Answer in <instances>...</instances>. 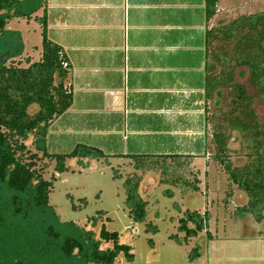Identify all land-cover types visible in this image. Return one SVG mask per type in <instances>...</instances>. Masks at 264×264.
<instances>
[{
    "label": "trees",
    "instance_id": "16d2710c",
    "mask_svg": "<svg viewBox=\"0 0 264 264\" xmlns=\"http://www.w3.org/2000/svg\"><path fill=\"white\" fill-rule=\"evenodd\" d=\"M221 0H205L207 22L217 13ZM42 13L38 15V11ZM34 19L40 24L42 42L38 59L25 56L22 33L8 29L13 19ZM205 127L209 130L213 159L225 170L228 180L245 196L235 207L238 218L249 216L264 221V120L256 104H264V10L239 15L206 30ZM64 62L67 67H64ZM69 63L62 47L47 34L46 0H0V264H115L122 256L134 259L131 245L121 234L109 230L98 210L87 218L92 227L73 220H61L50 204L55 172L67 170L66 160L76 158L108 159L98 147L77 144L68 152H49L46 139L51 122L72 104L73 94L66 79ZM248 74L252 91L238 75ZM224 97L222 105L210 102ZM241 134L243 163L234 164L229 141L233 131ZM30 145H29V144ZM34 147V148H32ZM133 170L123 182L125 203L135 223H146L147 201L139 187L147 171H159L161 183L186 192L199 191L198 171L190 170L195 155L189 153H129ZM47 161V162H46ZM54 161L50 178L44 173ZM186 171L192 176L187 177ZM121 176L115 170L113 177ZM163 193L174 197L173 190ZM86 198L73 204L86 206ZM174 206L179 208L177 203ZM109 220V217H106ZM183 241L188 243L208 231V213L186 209L178 219ZM102 221V222H101ZM147 231L158 227L147 224ZM178 243L182 239L171 235ZM152 243V240H150ZM111 246L104 247L103 244ZM200 256L195 245L189 252L190 263Z\"/></svg>",
    "mask_w": 264,
    "mask_h": 264
},
{
    "label": "crops",
    "instance_id": "0c3cea01",
    "mask_svg": "<svg viewBox=\"0 0 264 264\" xmlns=\"http://www.w3.org/2000/svg\"><path fill=\"white\" fill-rule=\"evenodd\" d=\"M221 2L207 22L205 0H46L73 94L49 126L48 151L100 141L113 157L209 149L205 34Z\"/></svg>",
    "mask_w": 264,
    "mask_h": 264
},
{
    "label": "rangeland",
    "instance_id": "374dc122",
    "mask_svg": "<svg viewBox=\"0 0 264 264\" xmlns=\"http://www.w3.org/2000/svg\"><path fill=\"white\" fill-rule=\"evenodd\" d=\"M221 4L223 8L214 20L216 25L242 14L264 10V0H222ZM41 13L39 10L38 14ZM6 27L21 31L25 56L39 58L38 48H33L35 45L41 47L42 42L41 28L37 21L13 19ZM238 78L252 91L255 90L249 83L248 74L238 75ZM223 102L224 97L210 102V106L214 108ZM256 108L264 120V104L257 103ZM100 142H97V147L104 145ZM240 142V132L233 131L229 147L231 160L235 165L244 161L240 154L243 153ZM206 143L209 149L195 155L189 168L198 171L199 191L182 194L176 187L162 184L159 171H147L144 174L139 192L148 203L146 223H135L128 215L123 182L133 168L130 158L126 157L111 155L108 159L83 158L81 162L76 158H68L67 170L55 172L56 180L50 193V204L61 220H73L87 228L92 227L86 222L89 216L98 210L105 211L102 221L106 227L118 231L121 241L131 245L134 253L132 261L121 256L115 264H264V221L255 222L249 216L238 218L235 215V207L244 203L245 196L228 180L224 168L213 159L210 142ZM104 150L106 153V149ZM54 164V161L49 163L44 173L45 178H50L54 172ZM115 170L121 174L118 178L113 177ZM186 175L191 179L192 176L187 171ZM169 187L173 190L174 197L163 193ZM81 198L87 199V205L81 209H73V204L79 205ZM174 202L179 208L174 206ZM186 209L207 211V228L213 238H207L206 231H203L188 243L183 241L184 233L178 229V219ZM148 223L156 225L158 231H147ZM92 228L98 232L100 223ZM175 234L182 239V243L171 238ZM195 245L199 247L200 256L190 263L189 252ZM103 246L111 244L105 243Z\"/></svg>",
    "mask_w": 264,
    "mask_h": 264
},
{
    "label": "built area",
    "instance_id": "2783aa9c",
    "mask_svg": "<svg viewBox=\"0 0 264 264\" xmlns=\"http://www.w3.org/2000/svg\"><path fill=\"white\" fill-rule=\"evenodd\" d=\"M64 67H67V63L66 62H64V65H63Z\"/></svg>",
    "mask_w": 264,
    "mask_h": 264
}]
</instances>
